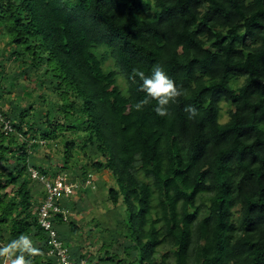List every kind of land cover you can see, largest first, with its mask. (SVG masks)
I'll list each match as a JSON object with an SVG mask.
<instances>
[{
    "label": "trees",
    "instance_id": "trees-1",
    "mask_svg": "<svg viewBox=\"0 0 264 264\" xmlns=\"http://www.w3.org/2000/svg\"><path fill=\"white\" fill-rule=\"evenodd\" d=\"M0 24L15 46L13 73L59 97L44 115L38 102L33 122L31 101L0 105V264L6 233L25 264H61L39 223L46 192L30 191V133L65 139L55 167L32 165L39 177L67 171L88 195L90 171L112 175L106 212L118 216L111 239L98 241V264H264V0H0ZM109 57L123 91L116 70L103 67ZM156 67L180 93L163 117L141 87ZM221 101L231 106L224 123ZM76 133L86 140L80 165L70 163ZM56 204L72 207L67 196ZM64 218L52 224L68 248L56 225Z\"/></svg>",
    "mask_w": 264,
    "mask_h": 264
},
{
    "label": "rangeland",
    "instance_id": "rangeland-1",
    "mask_svg": "<svg viewBox=\"0 0 264 264\" xmlns=\"http://www.w3.org/2000/svg\"><path fill=\"white\" fill-rule=\"evenodd\" d=\"M247 43H249V40H247ZM13 48H15V46L9 43L8 36L3 31V28L0 24V65H2L0 67V83L3 86V88H0V105L2 104L4 107H8L11 102H14V104L17 105H22L23 99L31 101L33 106L31 110H29V115L30 121L33 122L34 107L37 106L38 102L40 103L39 109L41 110V114L44 115L47 111H50L49 102L57 101L59 97L49 92V90L46 91V95H42L40 93L41 90L37 86V79H35L32 74H30L32 77H28L23 73L20 74L18 71L13 73V70L19 67L18 63L11 60ZM103 67L106 70H116L117 86L120 90H125V77L115 65L114 60L109 57L104 63ZM9 74H15L11 82H7V76ZM242 82L243 79L239 78L237 81H235L234 85H239ZM44 98H46L47 102L43 100ZM230 109L231 106H229L225 101L220 102V122L224 123L228 120V111ZM32 134L37 135L36 133H30V136L24 137L23 140L26 142L27 146L26 150L28 153L29 166L28 173L31 174L30 170L32 169L31 167H33V164L38 165L43 169H46L50 166L55 167V165L60 162V158L63 155L65 139L58 135L50 140H37V138H35ZM78 134L79 133L70 135L74 141L72 160L70 163L73 164L74 161L77 160L79 161L78 165H80L81 162L86 163L84 156L85 151L81 148L86 140L79 137L81 132L79 135ZM36 142H38V145L35 144ZM72 171L77 174L78 170L74 166ZM59 175L67 180L72 179L70 178L71 174H69L67 171ZM89 175L90 179L87 181V185L90 186V194H81L80 191H78V181L73 182L75 185V190L71 195L67 196L72 207H70L69 211L64 214L65 220L61 223L58 222L56 225L59 231L62 232V237L65 236L68 239L69 247L67 250H70L74 257L79 258L80 261L83 262H87L91 259V264H98V257L102 256L101 251L98 250V241L101 239V234H103V239L104 234L105 239L108 241L111 239V236L114 233L112 229L115 223V218L118 216V211L112 210L110 213L106 212L107 207L105 203L106 197L108 195L109 183L113 182L112 175L106 171H90ZM33 179L34 181L30 186V191L35 195L40 196L42 191H44L43 183L37 178ZM8 189H10V187ZM70 222H74V225L78 227L80 231L76 233L73 232L70 227ZM95 222L98 223L96 228L94 227ZM89 230L92 232H89ZM8 240H10V236L8 233H6L4 241L1 242L6 252L3 263L15 264L19 256L13 257L11 255L13 252L8 248V245H10ZM11 244L18 247L22 246L19 240H15ZM120 249L121 247L116 249L115 246L114 250L116 253H119L120 257H122L123 253L120 251ZM164 251L165 247L159 249L161 254ZM118 258L119 257H116V259ZM122 264H128V262L123 261Z\"/></svg>",
    "mask_w": 264,
    "mask_h": 264
},
{
    "label": "built area",
    "instance_id": "built-area-1",
    "mask_svg": "<svg viewBox=\"0 0 264 264\" xmlns=\"http://www.w3.org/2000/svg\"><path fill=\"white\" fill-rule=\"evenodd\" d=\"M0 120L2 119L0 118ZM3 129L7 132L11 131L12 127L7 121H5ZM31 175L33 178H37L43 183L46 192L45 198L38 208V215L40 225L49 233V242L52 244V248L49 250V255L55 256L61 264H87L86 261L74 262L70 259L67 248L62 245V242L59 240L52 224V219L57 213L63 212V214H65V211L56 204V200L63 196L71 195L75 189V185L60 175L53 180L39 177L35 170H31ZM1 264L5 263L2 262Z\"/></svg>",
    "mask_w": 264,
    "mask_h": 264
},
{
    "label": "clouds",
    "instance_id": "clouds-1",
    "mask_svg": "<svg viewBox=\"0 0 264 264\" xmlns=\"http://www.w3.org/2000/svg\"><path fill=\"white\" fill-rule=\"evenodd\" d=\"M141 76H143V73H141ZM141 87L142 90L146 93L144 103H147L149 100L152 99L156 100V112L159 116L162 117L168 114L167 106L170 104V102H172L174 98L180 94L177 88L175 87L174 82L166 75L165 71L160 67H156L151 76L145 77L143 79ZM188 111L191 114L195 115V108L189 107ZM22 244L23 247L26 248L28 251H35V249L31 248V242L28 237H22ZM15 264H25L24 258L22 256L18 257Z\"/></svg>",
    "mask_w": 264,
    "mask_h": 264
}]
</instances>
